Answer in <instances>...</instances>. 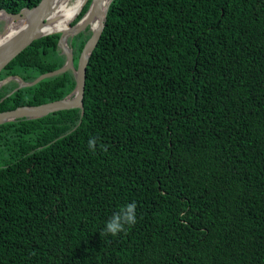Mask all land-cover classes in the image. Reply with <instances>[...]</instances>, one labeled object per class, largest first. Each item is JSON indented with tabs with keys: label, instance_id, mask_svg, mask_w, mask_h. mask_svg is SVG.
<instances>
[{
	"label": "trees",
	"instance_id": "16d2710c",
	"mask_svg": "<svg viewBox=\"0 0 264 264\" xmlns=\"http://www.w3.org/2000/svg\"><path fill=\"white\" fill-rule=\"evenodd\" d=\"M89 36L72 38L75 65ZM58 39L0 79L60 67ZM74 85L70 71L45 77L0 111ZM83 106L0 124V264H264V0H113ZM133 202L136 223L105 234Z\"/></svg>",
	"mask_w": 264,
	"mask_h": 264
},
{
	"label": "water",
	"instance_id": "95a60500",
	"mask_svg": "<svg viewBox=\"0 0 264 264\" xmlns=\"http://www.w3.org/2000/svg\"><path fill=\"white\" fill-rule=\"evenodd\" d=\"M62 1L63 0H40L36 5L32 7H23L15 13L0 8V20L3 21V29L0 31V38L8 34V29L12 28V22L19 24V26L14 29L15 32L10 33L4 40L0 41V71L10 60L30 46L35 40L49 34L59 33L57 49L60 54L64 55V62L60 67L41 73L32 80H25L18 74L0 79V87L11 79L17 81L16 87L5 96L12 94L19 88L32 86L45 77L65 71H70L75 79L73 89L62 98L38 105H21L13 109L0 111V124L21 118H39L50 112L69 108H80L81 115L83 114L86 65L102 33L108 8L113 0H83L77 8L74 17H77L83 6L89 2L85 13L74 24L70 23L69 26L64 29H57L60 13H54L60 7ZM95 18H97L98 21L96 25L93 26L91 21ZM82 31H89L90 36L85 41L75 65L74 48L71 41L75 35Z\"/></svg>",
	"mask_w": 264,
	"mask_h": 264
},
{
	"label": "clouds",
	"instance_id": "9594fccd",
	"mask_svg": "<svg viewBox=\"0 0 264 264\" xmlns=\"http://www.w3.org/2000/svg\"><path fill=\"white\" fill-rule=\"evenodd\" d=\"M96 144L95 138L88 141L90 150H94ZM136 204L129 203L122 207L119 212L114 213L110 220L106 222L104 233L116 236L117 234L125 231V225L132 226L136 223Z\"/></svg>",
	"mask_w": 264,
	"mask_h": 264
},
{
	"label": "bare ground",
	"instance_id": "6f19581e",
	"mask_svg": "<svg viewBox=\"0 0 264 264\" xmlns=\"http://www.w3.org/2000/svg\"><path fill=\"white\" fill-rule=\"evenodd\" d=\"M83 0H63L60 4V7L56 10L54 14H59L60 13V20L57 22L58 23V28L57 29H64L67 27V19H69L72 14L74 16V13L76 11V8L79 7V5L82 3ZM72 16V17H73ZM98 19L95 18L94 20L91 21V24L93 26L96 25ZM65 23V24H64ZM19 24L16 22L11 23V27L8 30V34L0 38V41L4 40L10 33L15 32L14 29L17 28Z\"/></svg>",
	"mask_w": 264,
	"mask_h": 264
},
{
	"label": "rangeland",
	"instance_id": "374dc122",
	"mask_svg": "<svg viewBox=\"0 0 264 264\" xmlns=\"http://www.w3.org/2000/svg\"><path fill=\"white\" fill-rule=\"evenodd\" d=\"M86 5H87V4H85V5L83 6V8H84ZM83 8H82V9H83ZM79 13H80V12H79ZM75 18H76V17H74L73 19H75ZM69 19H70V18H69ZM69 19H67V21H66L65 23H68V22H69V21H68ZM65 23H64V24H65ZM2 29H3V21L0 20V31H1ZM71 42H72V41H71Z\"/></svg>",
	"mask_w": 264,
	"mask_h": 264
}]
</instances>
